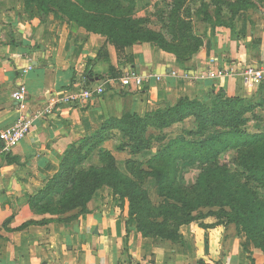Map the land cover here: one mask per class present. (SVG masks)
Here are the masks:
<instances>
[{
	"label": "crops",
	"instance_id": "crops-1",
	"mask_svg": "<svg viewBox=\"0 0 264 264\" xmlns=\"http://www.w3.org/2000/svg\"><path fill=\"white\" fill-rule=\"evenodd\" d=\"M234 27L235 32L215 27L218 37L208 38L198 56L184 64L152 43L117 50L106 37L55 12L44 16L35 6L27 9L24 0H0V130L17 118L11 93L18 85L25 86L28 111L35 112L53 96L78 92L87 60L95 59L103 48L109 56V64L93 67L100 80L85 83L102 86V94L83 108L60 107L35 120L27 137L0 157V264H262L261 257L247 253L251 250L243 246L244 238L227 235V228L220 224L209 228L183 225L178 230L179 242L143 237L129 221L126 201L122 204L107 186L95 191L85 213L75 211L65 222L38 214L29 204L31 196L57 174L73 142L91 136L106 121L126 115L144 118L181 97L199 98L214 85L229 97L262 104L246 115L249 121L244 129L264 127V81L252 84L240 70L264 64V21L257 19L252 25L247 18H237ZM215 69H228L231 75L212 81L194 79L196 72ZM129 71L149 80L141 89L122 88L120 79ZM194 129V119L187 118L163 130L164 142L188 139L182 131ZM220 132L214 130L206 138ZM157 133L149 129L147 135ZM106 136L102 147L112 154L122 174H127V160L145 162L157 151L151 148L137 155L117 151L116 141L124 140L122 134L112 129ZM5 156L17 162L7 163ZM146 188L157 192L152 180Z\"/></svg>",
	"mask_w": 264,
	"mask_h": 264
},
{
	"label": "trees",
	"instance_id": "trees-1",
	"mask_svg": "<svg viewBox=\"0 0 264 264\" xmlns=\"http://www.w3.org/2000/svg\"><path fill=\"white\" fill-rule=\"evenodd\" d=\"M184 1L174 0L173 9H179ZM24 2L27 9L35 6L44 16L49 12L66 16L86 31L106 37L107 42L117 50L137 43H152L163 51L173 53L178 60L188 62L181 58L177 46L166 41L161 34L138 27L139 22H133L128 16L125 18L126 14L131 13L133 0ZM217 3L218 0L212 10L205 7L201 11L203 21L213 27L235 32L234 21L242 10L243 1H237L239 4L225 0L220 5ZM171 14L167 16L168 19ZM177 20L181 22L179 18ZM200 46L202 42L198 41L194 48ZM100 62L109 64V56L104 48L95 59L86 61L82 72L86 82L100 80V76L93 71V67ZM112 70L109 66L108 71ZM256 107L261 109L262 104L253 105L248 99L229 97L223 89L214 85L199 98L181 97L175 104H167L163 110L149 113L144 118L126 115L120 120L106 121L91 136L68 146L57 174L43 189L31 196L29 204L38 214L57 216L61 218L58 221L65 222L73 217L71 213L75 211L85 213L95 191L107 186L122 204L127 200L128 218H135L136 229L145 238L179 242V227L193 223L196 217L203 215L198 210L205 209L203 216H215L217 224H222V218H225L227 225L234 223L253 243L264 249V198L256 193L257 189L264 190V135H249L243 130L249 121L246 115L254 112ZM190 117L195 121V129L183 130L182 133L187 137H197L198 141L184 137L170 140L145 162L127 160V174L119 172L112 154L102 147L106 133L117 129L124 140L116 150H127L129 154L137 155L151 149L155 143H163L166 138L164 129ZM149 129H155L158 133L147 135ZM217 129L221 131L219 134L206 138L208 133ZM96 151L104 166L83 167ZM228 151L236 152V173H231L227 165L220 163L222 154ZM5 161L17 162L9 156H5ZM180 164L199 169L200 173L191 186L180 183ZM149 180L157 186L159 197L166 200L158 207L165 211L162 215L154 216L151 213L148 191L144 186ZM239 180L243 182L239 183ZM214 208H218L220 214ZM226 208L233 214L230 215ZM195 212L198 214L194 215ZM160 215L161 218H157ZM201 227L208 228L204 225Z\"/></svg>",
	"mask_w": 264,
	"mask_h": 264
},
{
	"label": "rangeland",
	"instance_id": "rangeland-1",
	"mask_svg": "<svg viewBox=\"0 0 264 264\" xmlns=\"http://www.w3.org/2000/svg\"><path fill=\"white\" fill-rule=\"evenodd\" d=\"M173 1L174 0H133V6H132L131 13L129 15L126 14L125 18L128 16L130 17V19L133 20V22L135 21L139 22L137 24L138 27L151 30L155 34H161L166 39V41H168L171 44L176 45L178 48V52L181 55V58L189 62L198 56V53L200 52V50L204 46L205 41L208 38L218 37V29L208 24L207 22H204L202 13H201V11L205 10V7H209V10H212L217 0H185L183 5L179 9H175V8L173 9V6H174ZM225 1L229 3L236 2V4H239L237 3V1L239 0H225ZM240 1H243V6L241 7L242 10H240L235 20H237V18L239 19L247 18V20H249L252 23V25H254V22L257 19H261L264 21V10H263L264 0H240ZM221 3H222V0H218L217 5H220ZM224 7L226 8L225 5ZM170 13H172L171 18L168 19L167 16ZM62 17L68 19L66 16H61V18ZM178 18L181 20V22L177 20ZM198 41L202 42V46L198 48H194L195 43H197ZM175 58L177 59L176 56ZM243 130L249 135H258V134L264 135L263 126H260L258 128H253V129L246 128ZM173 136L175 135H172L171 137ZM188 140L198 141L197 139L192 138V137H188ZM120 143H122V140L116 141L115 148L118 145H120ZM165 145H166L165 142L160 143V144L155 143L153 144L152 148L156 151ZM235 156H236L235 151H228L222 154L220 158V163L227 165L231 173H236L238 170V167L236 166L234 162ZM89 165H93L98 168H101L104 166V163L100 161V157L97 151L93 154L92 158H89V160L84 164L83 167L86 168ZM179 166L181 167L179 169V174H178L180 183H182L185 186H191L192 184H194L196 177L200 173L199 169H196V167L187 166L184 164H180ZM241 182H243V180H239V183ZM144 186L146 188L147 184H145ZM156 189H157V186H156ZM147 191H148L149 202L151 205V209H150L151 213L154 216H157L158 214H161V215L164 214L165 211L163 212L162 210H159L158 207L162 206L163 201H166V200L159 197L157 192L155 190L153 191V189L151 191H149L148 189ZM256 191H257L256 193H258L261 197L264 198L263 189H257ZM125 201H126L125 205L128 206V202L126 199ZM168 202L172 203V201H168ZM214 210L217 211V214H220V210H218V208H214ZM205 211H206L205 209L198 210V213H201V215L202 214L205 215L204 214ZM226 211L230 213V215L233 214V212L230 211L229 208H226ZM198 213L195 212L194 215H197ZM161 215L158 216L157 218L160 219ZM203 215L200 216L201 219L200 217H196L197 220H195L193 223L197 224L200 227L201 225H204V226H207L208 228L218 223V220L215 216L205 217ZM209 219H212L213 221H215V223L207 224L206 221H208ZM134 220L135 218L134 219L132 218L129 221H132L135 223ZM226 223H227V220L225 218H222V224L220 225H223V227L227 228L226 229L227 235L237 237V238L239 237L244 238L246 241L244 240L245 242L243 246L245 247V249L251 250V253L250 252H247V253H249V255L252 256V258L254 255L261 257L260 260L262 261V264H264L263 247L253 243V241L246 235L245 232L242 231L241 228L237 229L235 227L234 223H230L228 225Z\"/></svg>",
	"mask_w": 264,
	"mask_h": 264
},
{
	"label": "built area",
	"instance_id": "built-area-1",
	"mask_svg": "<svg viewBox=\"0 0 264 264\" xmlns=\"http://www.w3.org/2000/svg\"><path fill=\"white\" fill-rule=\"evenodd\" d=\"M240 70L244 78L252 84L258 85L264 81V64L249 65L240 68ZM26 71L27 69L24 70V73ZM230 75L231 71L228 69H215L196 72L194 79L212 81L224 79ZM156 79L159 80L158 77ZM148 80V77H143L135 71H129L120 79V86L125 89H141ZM85 83V79L81 78L79 84L83 87L80 86L78 92L53 96L43 109L31 113L27 108L26 88L22 84L18 85L11 93V99L15 103L18 115L12 125L0 130V157L7 155L27 137L35 120L55 113L60 107L83 108L94 96L100 95L104 91L102 86L87 87Z\"/></svg>",
	"mask_w": 264,
	"mask_h": 264
},
{
	"label": "water",
	"instance_id": "water-1",
	"mask_svg": "<svg viewBox=\"0 0 264 264\" xmlns=\"http://www.w3.org/2000/svg\"><path fill=\"white\" fill-rule=\"evenodd\" d=\"M103 82H100V84H102Z\"/></svg>",
	"mask_w": 264,
	"mask_h": 264
}]
</instances>
